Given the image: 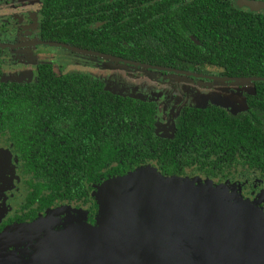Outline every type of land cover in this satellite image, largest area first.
Masks as SVG:
<instances>
[{"label": "flooded vegetation", "instance_id": "1", "mask_svg": "<svg viewBox=\"0 0 264 264\" xmlns=\"http://www.w3.org/2000/svg\"><path fill=\"white\" fill-rule=\"evenodd\" d=\"M253 1L264 2V0ZM11 2L12 0H0V7L4 4H11ZM46 2L47 0H39L38 30L28 26L36 20L33 13L36 4L28 3L26 6H18L17 9L22 10L19 15L20 18H0V83L5 85L17 84L21 87L34 85V89L31 92L7 93L4 96L7 102L18 100L20 102V110L17 118L16 116L8 115L6 124L0 126V150L10 166L7 172L8 176L5 178L6 183H0V236L17 226L34 223L37 220L51 216L57 222L56 224L52 223V225L80 223V221L78 222L79 218H82L81 220L86 221L90 225H95L102 201V197H99L98 194L101 193L107 180L125 176L141 168H153L164 177L226 185L232 196H240L250 200L264 198V169H251L246 154L241 150H238L237 153H231L226 148L218 150L219 148L215 144L216 140L213 141L212 138L206 134L204 135L201 130L193 132L192 136H190L188 135L189 128H187V135L179 138L180 142L183 140V145L176 147L173 152L169 153L168 150L163 149V146L157 151L151 150L148 155L143 152L146 145L144 139L150 136L157 140L171 141L174 138L177 139L178 131L185 126L183 119L186 110L201 109L210 105L224 107L213 103L205 106H196L192 103L186 104L182 107L178 116L173 135L163 136L158 133L160 116L161 119H164L163 115H159L157 104L159 102L114 93L106 87L103 80L88 73L64 72L65 67L71 64L67 57L70 55L62 52L65 49L71 51V53L101 57L114 63L144 68L151 71V76H156L155 81L160 79V82H171L180 85L182 83L179 81L187 78V80L198 84L197 86L189 87L191 89L190 92L193 93L203 92L207 89H210V92H215V88L222 87L219 86L221 85L220 83H242L235 81L234 77L223 76L218 66L206 65L202 62L194 63L190 52L187 53L185 51L184 48H191V44L181 45V42H187L185 36L176 31L177 28L178 30L182 28L181 18H178V16L168 17L169 10L176 8V6H181L182 2L170 4L150 0L142 3H128V1L122 2L118 0L113 5L115 11L105 10L102 12L104 17L111 14L114 15L113 20L117 23L120 40H123L121 36L123 29L126 31L130 29L135 34V36L133 35L134 40H140L136 41V45L135 42H131L126 48L128 51L122 50V53L128 55L132 53L135 47H138V43H148L147 47L153 63L126 59L112 53L94 51L75 45L71 43L72 41H69V43L68 41H62L60 38L57 40L56 35H58L59 31L55 32L54 35L48 36L50 28H48V23H46L44 10L49 8V6L48 2ZM73 3L74 0L70 1V4H68V1H57L56 5V1H53L51 7L77 9L78 5L75 3L73 5ZM109 3L111 2L103 1L101 8L106 7L108 9V7H111ZM240 9L248 10L246 8ZM252 13L264 14V10ZM122 16L124 19H121ZM130 19H133V21L124 23ZM124 25L126 26L123 27ZM89 28L98 29V32L104 34L108 33L112 26L110 28L107 20H100ZM58 29L59 27L57 26L51 27V32ZM18 31H21L20 36L22 38L20 39L18 38ZM4 32H8V37L3 36ZM27 33L28 36H26ZM188 37L192 43L199 45L195 36L190 34ZM6 50L8 52L12 51L9 52L11 58L24 59L22 63L25 65L23 67H27L31 62L35 69H23L21 63L13 69H5L7 61L5 59V56L7 57ZM78 50L90 51L99 55L88 54ZM104 56L120 60H112ZM122 60L130 63L122 62ZM42 65H51V75L54 79L74 75L83 76L98 82L101 84L102 91L128 99L131 102L127 104L128 106H133L135 100L154 104L152 125L140 124L136 126V124L130 123L129 129L115 133L113 135L115 147L112 150V156L107 158V154H105L103 157V160L106 161L104 166L92 168L85 161L79 159H84V157H74L72 152L67 153L65 151L66 141L49 140V135H56L60 131L64 118L48 114V111L51 108L58 109L62 107L80 109L84 108L87 102L71 93H51V86L41 82L43 76L40 66ZM17 67L21 69H16ZM17 72L24 73L21 76L19 75L22 79L21 82L12 80L15 79L14 76H17L15 75ZM128 72H126V76L130 75V78L134 80L140 74L138 73L134 76L133 72L135 73V71L130 70ZM170 76H175L177 79H170ZM34 77V81L26 82ZM254 91L255 87L253 85L252 92L247 95V98ZM116 103L114 102V105ZM171 105H173V101L170 100L168 107ZM224 109L227 110L226 108ZM239 113L242 112L235 114ZM52 116H55V118L52 119ZM14 122L18 124L14 125ZM140 130L150 134L145 136L138 134ZM214 138H219V135H214ZM33 141L40 142V150L43 154L28 153L19 148L20 144ZM48 145L53 149V152L49 153L47 151ZM59 149H61L60 153ZM70 156L73 159L76 158L71 164L66 161ZM170 157L171 161H169ZM177 164H180V166L178 167ZM49 182L58 184L56 186H48ZM261 205L264 210V200ZM57 227L59 228V226ZM16 244L15 240L10 241L3 245V248L0 247V252H20L21 248L16 249Z\"/></svg>", "mask_w": 264, "mask_h": 264}, {"label": "trees", "instance_id": "2", "mask_svg": "<svg viewBox=\"0 0 264 264\" xmlns=\"http://www.w3.org/2000/svg\"><path fill=\"white\" fill-rule=\"evenodd\" d=\"M53 1H56L57 5V1H68L70 4L72 0H47L49 8L44 10V13L46 23L50 28L48 36L59 31L56 35L57 40L60 38L62 41H68V43L72 41L71 43L75 45L94 51L153 63L149 55L148 43H138V47H135L128 55L122 53V50L128 51L126 48L131 42H135L136 45V41L140 40H134L133 35L135 36V34L130 29L127 31L123 29L121 35L123 40H120L117 23L113 20L114 15L111 14L107 17L102 15L105 10L115 11L113 5L118 0H74V3L78 5L77 9L53 8L51 7ZM103 1L111 2L109 3L111 7L101 8ZM120 1L142 3L150 0ZM151 1L170 4L182 2L179 7L169 8L168 17L178 16L181 18L182 28L181 30L177 28L176 31L185 36L187 41L186 43L181 42V45L191 44V48L184 49L187 53L190 52L194 63L202 62L206 65L218 66L222 75L226 77L264 78V14H254L248 10H242L237 6L236 0ZM122 18L124 19L123 16ZM100 20H107L110 28L112 26L108 33L103 34L98 32V29L89 28ZM131 21L133 19L124 23ZM55 26L59 29L51 32V27ZM190 34L195 36L199 45L192 43L188 37ZM40 69H42L43 76L41 82L51 86V93H71L87 102L85 107L80 109L74 107L51 108L48 114L63 117L64 121L56 135H49V140L66 141L65 151L72 152L74 157H84V159H79L85 161L92 168L104 166L106 161L103 160V157L105 154H107V158L112 156V150L115 147L113 137L115 133L129 129L130 123L136 124V126L140 124L152 125L153 123L154 104L135 100L133 106H128L127 104L131 103L128 99L102 91L101 84L89 78L73 75L54 79L51 75V65H42ZM253 85L255 91L247 98L246 111L235 114L215 105L201 109H188L183 119L185 126L178 131L177 139L157 140L150 136L144 139L146 145L143 152L148 155L151 150L157 151L162 146L169 153L173 152L176 147L183 145V140L180 142L179 138L187 135V128H189L188 135L192 136L193 132L201 130L204 135L206 134L213 141L216 140L215 144L219 148L218 150L226 148L231 153L241 150L246 154L251 169H264V81H255ZM33 89L34 85L21 87L17 84L0 83V126L6 124L8 115L17 118L20 110L18 100L7 102L4 96L7 93L31 92ZM114 102L117 103L114 105ZM54 118L55 116H52V119ZM13 124L17 125L18 123L14 122ZM138 134L145 136L150 133L140 130ZM214 135H219V138H214ZM15 141L17 143L16 139ZM19 148L28 153L43 154L39 141L20 144ZM47 151L51 153L53 149L48 145ZM60 152L61 149H59ZM74 160L76 158L73 159L70 156L66 161L71 164ZM169 161H171V157ZM177 166L179 167L180 164ZM136 171L138 169L129 174ZM57 184L49 182L48 186ZM64 184L66 185V183ZM101 210L100 207L97 218Z\"/></svg>", "mask_w": 264, "mask_h": 264}, {"label": "water", "instance_id": "3", "mask_svg": "<svg viewBox=\"0 0 264 264\" xmlns=\"http://www.w3.org/2000/svg\"><path fill=\"white\" fill-rule=\"evenodd\" d=\"M237 5L264 10L261 1ZM159 175L151 180L157 174L140 169L107 181L95 225L80 218L52 225L48 217L5 232L1 240L17 237L21 251L0 252V264H264V198L227 196L226 185Z\"/></svg>", "mask_w": 264, "mask_h": 264}, {"label": "rangeland", "instance_id": "4", "mask_svg": "<svg viewBox=\"0 0 264 264\" xmlns=\"http://www.w3.org/2000/svg\"><path fill=\"white\" fill-rule=\"evenodd\" d=\"M28 3H32L34 5L36 4L35 8L33 9V13L35 14L36 20L28 26L33 29L36 28L38 30L39 22L37 14H39L40 12L39 0H12L11 4H4L0 7V18H20L19 15L20 13H22V10L17 9V7L26 6ZM20 32L21 31H18L19 39L22 38L20 36ZM7 33L8 32H4L3 36L8 37ZM26 36H28V33L26 34ZM9 52L7 50L5 52L7 54V57L5 56V59L7 60L5 63V69H13L14 67L18 66V64L20 65V63L22 65L21 67L25 65L22 63L24 59L11 58L9 56ZM62 52L66 55H70L67 57L71 61V64H68V66L65 67L66 69H64V72L88 73L98 79L103 80L105 82L106 87L114 93L159 102L157 103L159 108V115H163L164 119H161L160 116L158 133L163 136L173 135L177 125L178 116L184 105L192 103L196 106H205L209 103H213L222 106L233 113L243 112L247 110V95L252 92L253 88L252 83L231 82L220 83L221 85L219 86L222 87L215 88V92H210L211 90L207 89L203 92L193 93L190 92L191 89H189V87H193L195 85L197 86L198 84L191 80H187V78H185V80L181 79L179 82L182 84L180 85H177V83L173 84L171 82H160V79L155 81L156 76H151V71L146 70L144 68L114 63L101 57L71 53V51L65 49ZM29 64L30 65H28L27 67H23V69H35V67L32 66L33 63L30 62ZM16 69L21 68L17 67ZM130 70L135 71V73L133 72L134 76L135 74L140 73L135 80L133 78H130V75L126 76V72ZM23 74L24 73L22 72L15 73V75L17 76H14L15 79L12 80H19L21 82L22 79L21 77H19V75L21 76ZM169 78L177 79L175 76H170ZM34 80L35 77L31 80H27L26 82ZM170 100L173 101V105L168 107ZM9 168L10 166L7 163L6 157L3 156V153L0 150V183H6L5 178L8 176L7 172ZM141 169H146L157 174V177H153L151 180L161 177L158 172L153 168ZM227 190V196H232L230 194V190ZM98 196L101 197V193L98 194ZM260 206L262 207V205ZM51 218L53 222L56 221L53 216H51ZM9 239L6 237L5 239L1 240L0 238V246L5 245L10 241L17 240V237Z\"/></svg>", "mask_w": 264, "mask_h": 264}]
</instances>
